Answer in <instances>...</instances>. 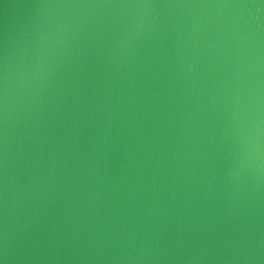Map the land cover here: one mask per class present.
Returning <instances> with one entry per match:
<instances>
[{"label":"water","instance_id":"95a60500","mask_svg":"<svg viewBox=\"0 0 264 264\" xmlns=\"http://www.w3.org/2000/svg\"><path fill=\"white\" fill-rule=\"evenodd\" d=\"M6 264H264L260 0H0Z\"/></svg>","mask_w":264,"mask_h":264},{"label":"snow or ice","instance_id":"6c2138e0","mask_svg":"<svg viewBox=\"0 0 264 264\" xmlns=\"http://www.w3.org/2000/svg\"><path fill=\"white\" fill-rule=\"evenodd\" d=\"M261 4H264V0H260ZM0 264H6V256L0 254Z\"/></svg>","mask_w":264,"mask_h":264}]
</instances>
